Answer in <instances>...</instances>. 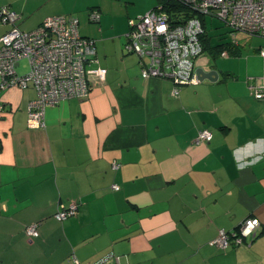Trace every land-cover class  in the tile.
<instances>
[{
    "label": "crops",
    "instance_id": "1",
    "mask_svg": "<svg viewBox=\"0 0 264 264\" xmlns=\"http://www.w3.org/2000/svg\"><path fill=\"white\" fill-rule=\"evenodd\" d=\"M110 1L119 0H0L22 31L48 17L76 18L95 42L98 63L88 68L106 70L89 78L86 98L47 108L42 129L26 124L31 85L0 90V264H71L72 256L94 264L109 254L119 264H264V101L250 90L264 87V47L246 83L219 73L174 97L170 80L141 77ZM10 28L0 24V37ZM22 61L19 75L29 67ZM201 130L212 138L196 144ZM70 204L75 215L56 220ZM247 218L259 222L249 247L209 246ZM34 223L37 238L24 233Z\"/></svg>",
    "mask_w": 264,
    "mask_h": 264
},
{
    "label": "built area",
    "instance_id": "2",
    "mask_svg": "<svg viewBox=\"0 0 264 264\" xmlns=\"http://www.w3.org/2000/svg\"><path fill=\"white\" fill-rule=\"evenodd\" d=\"M168 2L184 6L197 17H185L172 23L170 16L176 10ZM207 16L221 21L231 32L264 38V0H159L144 15L128 21L124 50L137 56L141 77L170 80L174 97L179 95L181 87L196 84L193 62L203 51L201 38L205 35L204 18ZM89 18L98 20L97 10H92ZM18 20L19 16L10 8L0 7V24L11 27L0 37V90L24 89L31 85L36 96L28 103L26 124L29 129H42L47 108L63 100L86 98L92 89L89 78L102 79L106 70L88 68L98 63L95 42L80 35L76 18L48 17L32 31L20 30ZM22 60H26L29 67L26 73L19 75L16 67ZM250 90L255 99L264 101V87ZM2 110L0 104V112ZM211 138V132L201 130L195 142L208 143ZM118 167V164L113 165L114 170ZM112 188L118 190L117 186ZM75 213L76 206L70 204L54 218L63 221ZM38 226V223L26 226L25 235L37 238ZM258 228L256 218H247L235 231L219 230L208 244L222 251L249 247ZM111 260L119 264L112 254L94 264H108ZM71 264L80 263L72 256Z\"/></svg>",
    "mask_w": 264,
    "mask_h": 264
},
{
    "label": "rangeland",
    "instance_id": "3",
    "mask_svg": "<svg viewBox=\"0 0 264 264\" xmlns=\"http://www.w3.org/2000/svg\"><path fill=\"white\" fill-rule=\"evenodd\" d=\"M147 0H119L115 2H109V8L114 10L113 24H123L125 18V24L127 25L128 32V20L134 16H130L132 12L141 10L146 5ZM157 0H154L152 7L157 4ZM206 36L208 37L210 47L221 44H236V48L239 50L240 55L238 57L228 56L223 57L222 55L213 58L210 51L204 49L202 53L194 60L195 66L214 67L218 73H233L238 75L241 79H245L253 71V65L255 69H260V65L257 63L256 56L259 58L258 49L264 47V38L258 36H251L242 32H231L221 21L214 19L210 16L204 18ZM126 32V33H127ZM234 39V42H233ZM126 40V39H125ZM261 48V49H262ZM26 65L25 60L21 62V69ZM194 66V68H195ZM256 72V71H255ZM246 83V82H245ZM213 88L222 87L221 83H213ZM224 86V85H223ZM212 88V87H211Z\"/></svg>",
    "mask_w": 264,
    "mask_h": 264
},
{
    "label": "trees",
    "instance_id": "4",
    "mask_svg": "<svg viewBox=\"0 0 264 264\" xmlns=\"http://www.w3.org/2000/svg\"><path fill=\"white\" fill-rule=\"evenodd\" d=\"M168 5L170 7H173L176 10V13H171V16H170V20L172 21V23H177V22H179L178 20H182L185 17L186 18L187 17H189V18L190 17H197L196 14L188 12V10L182 5H177V4L169 3V2H168ZM201 42H202L203 50L204 49L209 50L210 54L213 56V58H216L217 56H219L223 53H226L229 55H233V54L235 55V54L239 53V50L236 48L237 45L234 43L221 44V45L210 47L208 45L209 40H208V37L206 36V30H205V35H203L201 38ZM233 42H234V40H233ZM238 247H245V246H238ZM234 248H236V247H234Z\"/></svg>",
    "mask_w": 264,
    "mask_h": 264
},
{
    "label": "water",
    "instance_id": "5",
    "mask_svg": "<svg viewBox=\"0 0 264 264\" xmlns=\"http://www.w3.org/2000/svg\"><path fill=\"white\" fill-rule=\"evenodd\" d=\"M194 74L198 82L209 81L216 82L219 76L218 71L216 70H206L205 68H196L194 69Z\"/></svg>",
    "mask_w": 264,
    "mask_h": 264
}]
</instances>
